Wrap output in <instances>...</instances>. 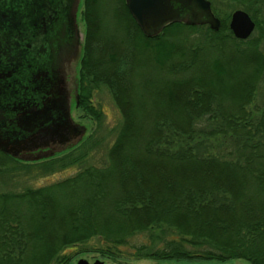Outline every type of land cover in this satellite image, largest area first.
Returning a JSON list of instances; mask_svg holds the SVG:
<instances>
[{
    "label": "trees",
    "instance_id": "obj_1",
    "mask_svg": "<svg viewBox=\"0 0 264 264\" xmlns=\"http://www.w3.org/2000/svg\"><path fill=\"white\" fill-rule=\"evenodd\" d=\"M102 1L105 11L106 0H83L77 106L99 125L90 99L104 87L118 109L106 163L83 165L88 136L41 163L51 171L83 165L72 175L1 190L0 264H65L92 238L99 244L90 251L114 258L136 235L150 243L134 247L136 257L264 264V101L249 107L264 75V0H225L254 21L245 39L232 36L227 12L217 15L221 0H209L216 31L172 22L153 37L124 0H115L105 29L106 17L92 9ZM201 28V43L187 42ZM221 142L226 150L216 151ZM17 165L0 152V175Z\"/></svg>",
    "mask_w": 264,
    "mask_h": 264
},
{
    "label": "water",
    "instance_id": "obj_2",
    "mask_svg": "<svg viewBox=\"0 0 264 264\" xmlns=\"http://www.w3.org/2000/svg\"><path fill=\"white\" fill-rule=\"evenodd\" d=\"M50 0L55 12L52 14L54 34L47 41L48 56L38 52L41 48L39 23L46 8L41 0H0V50L9 56L19 55V45L25 47L23 58L24 68L20 71L16 60L13 63L0 61V143L3 138L10 141L18 135L37 141L42 136L51 134L56 142H76L84 128L74 123L69 114V94L65 89L62 64L76 55L77 42L75 30V9L77 0ZM22 4V7L20 6ZM124 4L146 37L157 35L162 28L172 22H181L185 25L205 24L210 30L216 31L219 27V18L210 7L209 0H124ZM51 5V7H52ZM24 20L23 25L19 20ZM228 29L236 39L247 38L254 28V21L242 9H234L229 15ZM37 46V47H36ZM3 53H1L2 55ZM6 56L3 55V58ZM264 63V43H263ZM24 77L25 96H36L39 91H48L54 102L39 113L29 100L20 104V120L15 118L13 127L4 126L7 116L4 115V101L12 97V88L4 83L14 84L17 87L18 76ZM52 84V86H50ZM75 104L77 103L76 83L73 82ZM52 89V92H49ZM52 118H50V116ZM7 128V129H6ZM2 140V141H1ZM64 140V141H62ZM16 142V141H14ZM0 150L7 152L6 144H0ZM52 154V153H49ZM80 259L77 264H82Z\"/></svg>",
    "mask_w": 264,
    "mask_h": 264
},
{
    "label": "rangeland",
    "instance_id": "obj_3",
    "mask_svg": "<svg viewBox=\"0 0 264 264\" xmlns=\"http://www.w3.org/2000/svg\"><path fill=\"white\" fill-rule=\"evenodd\" d=\"M106 8L105 11L102 5V1L100 6L98 3H94L92 9H94L95 15L99 16L100 12H102L103 16L106 17V24L110 27L105 26V29L110 30L112 26V7L115 3V0H106ZM83 6L82 4L79 7V10H82ZM239 9V8H229V3H227L225 0H221L216 4V12L217 15L220 17L222 16L223 12H227L229 15L232 10ZM217 17V16H216ZM264 17V5L260 9V14L258 16L259 19ZM229 20V18H228ZM114 22V18H113ZM77 23H78V30H79V40L81 46H83L84 41V31H85V24L82 18V13L77 14ZM228 23V22H227ZM204 39V29L201 28L199 30L193 31L190 33V35L187 37V42L191 43V45L198 44L199 42ZM263 43L262 42L259 45V49L263 52ZM253 98L251 100V104L249 107L253 105L259 106V103L264 101V75L261 74L257 78L254 84V90H253ZM91 102L93 105H95L97 108H99L102 112V117L99 125L95 124L96 122L84 112L80 106H73V103L71 105L70 109V116L74 123L81 125L84 130L82 134L80 135L79 139L76 142H70L69 145H67L64 148L59 149L57 152H54L48 156H35L33 155H25V157L21 159H15L17 162L16 169L8 174H1L0 175V191L1 190H20L21 188L26 187H38L42 185H46L49 183H53L56 181H59L67 176L72 175L75 171H77L81 166L83 165H94V166H102L104 163H106V149L110 145L112 138L114 137L115 131L120 123L121 117L119 114L118 109L114 105L113 101L111 100V97L108 93V91L104 87H99L98 89L94 90L92 92L91 96ZM204 122V121H203ZM202 125V124H201ZM88 136H91V139L87 142V148L89 150V153L87 154L83 165L80 166H71L66 167L63 169H53L46 170L44 166L41 165L42 162L48 161L50 159L56 158L61 156L62 154L68 152L72 147H75L79 141H83L87 139ZM215 138L214 136H211L208 138V140H212ZM94 142V143H93ZM228 143V142H227ZM72 145V146H71ZM217 149L216 151H223L226 150V142H221L220 145L216 143ZM208 149V148H207ZM97 240L95 238L90 239L87 241L83 247L84 252H81V254L74 257L69 263L67 264H74L75 258L80 256L81 258H87L91 259L93 257H98L97 254H100L95 251H90L89 249L93 246H96ZM140 244H148L149 240H147V237L144 235H136L129 239L128 244L124 246L119 247V255L121 257H133L134 247L140 245ZM64 250H69L68 248H65ZM88 250V253H85ZM117 256V257H118ZM110 259L112 257L110 256ZM141 262V261H139ZM135 264H139L138 262Z\"/></svg>",
    "mask_w": 264,
    "mask_h": 264
},
{
    "label": "flooded vegetation",
    "instance_id": "obj_4",
    "mask_svg": "<svg viewBox=\"0 0 264 264\" xmlns=\"http://www.w3.org/2000/svg\"><path fill=\"white\" fill-rule=\"evenodd\" d=\"M41 1L44 3L46 8L42 11L43 16L41 17V21L39 23V26L41 28V33H40L41 48L38 47V52H40L42 56L47 57L49 54L47 41L50 40L54 34L52 14L50 12H55V8L50 3V0H41ZM81 4L83 6V0H77L75 16H74L75 19L74 25H75L76 37H77L76 39L77 52L74 57L69 58L62 64L64 82L67 83L65 89L69 94V114L72 103L73 106H77L78 104V87L76 90L77 103L75 104V96H74L75 92L73 91L72 85L73 82H75L77 86L78 65L82 53V46L79 40L80 36H79L78 23H77V14L83 12V8L82 10H79ZM20 6L22 7V4ZM19 22L23 25L24 20L21 19L19 20ZM18 45H19V49H18L19 55L17 57L9 56V54L0 50V61L1 63H6V61L8 60L9 62L13 63L14 60H16L19 64V70L21 71L24 68L22 56L24 54L25 47L20 46L21 42H18ZM1 53L3 54L1 55ZM3 55H5L6 57L3 58ZM4 85L12 88V94H13L12 97L6 98L3 104V107L5 108L6 111L4 112V115L7 116L6 119L7 121L3 124L4 126L13 127V124H10L9 122H14L16 117H18V120H20L21 117L19 111L20 104L24 103L26 99L29 100L27 104L33 106L39 113H42L46 109L47 103H49L51 106L52 102H54L52 95H48V91H46L47 88L39 91L38 94L34 97H32L31 95L26 97L25 91L22 90V88L25 87L24 77H22L21 75L18 76L17 87L14 84H10V83H4ZM50 86H52V84H50ZM49 92H52V89H50ZM52 116L53 115H51L50 118H52ZM2 140L1 143L6 144V148L8 151L3 152L0 150V152L7 154L14 159H21L25 157V155L27 154L33 155V157L48 156L50 155L49 153L57 152L59 149L66 147L70 143L68 141H65L64 143L59 144L58 142H56L57 139H55L52 134L48 137L42 136L40 138H37V141L34 142L31 141V138H24L23 136L20 135L11 138L10 141H8L6 138H3ZM81 252L84 251L72 252L71 257L68 259V261L65 264L69 263L74 257L81 254ZM85 253H88V250ZM97 255L98 257H93L91 259L81 258L80 256H78L77 258H75L74 264H77V261L80 259L84 260L82 264H135L137 262L139 264H249L242 259H221L210 255L199 256L197 254H194V257H190L188 259H179V260L156 259L153 257H136V256L133 257L116 256L110 259V257L107 255H99V254Z\"/></svg>",
    "mask_w": 264,
    "mask_h": 264
}]
</instances>
